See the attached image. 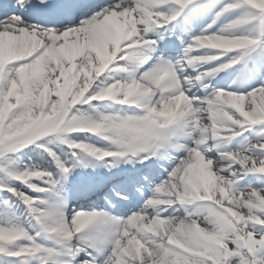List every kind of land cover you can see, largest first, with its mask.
I'll return each instance as SVG.
<instances>
[{
	"label": "snow or ice",
	"instance_id": "6c2138e0",
	"mask_svg": "<svg viewBox=\"0 0 264 264\" xmlns=\"http://www.w3.org/2000/svg\"><path fill=\"white\" fill-rule=\"evenodd\" d=\"M0 264H264V0H0Z\"/></svg>",
	"mask_w": 264,
	"mask_h": 264
}]
</instances>
